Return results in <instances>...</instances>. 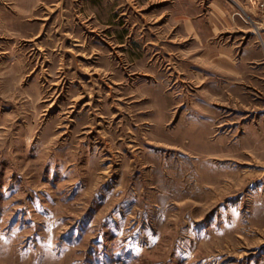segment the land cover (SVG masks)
<instances>
[{"label":"rangeland","instance_id":"rangeland-1","mask_svg":"<svg viewBox=\"0 0 264 264\" xmlns=\"http://www.w3.org/2000/svg\"><path fill=\"white\" fill-rule=\"evenodd\" d=\"M263 1L0 0V264H264Z\"/></svg>","mask_w":264,"mask_h":264},{"label":"crops","instance_id":"crops-1","mask_svg":"<svg viewBox=\"0 0 264 264\" xmlns=\"http://www.w3.org/2000/svg\"><path fill=\"white\" fill-rule=\"evenodd\" d=\"M170 1H176V0H170ZM188 1V0H187ZM233 1V3L235 5H237V9H239V11L249 20H251V22L255 25H257L260 21H261V15L259 14L256 6L251 5V1L255 4L256 2H260L261 0H231ZM221 13L223 14L224 18H227V16L229 17V13L227 12V10H223L221 11ZM237 20V19H236ZM259 20V22H258ZM239 23H236V27H237V32L241 33L243 36L245 34H249L252 35V33L250 32L249 28H240L238 26ZM261 25V22L259 23ZM244 26V25H242ZM253 27V26H252ZM246 62H254L253 59H250ZM262 63H264V61H262ZM250 64V63H249ZM236 73V72H235ZM247 78V77H244ZM239 80H243V77L239 76L238 74L235 75L233 82L235 84H237L239 82ZM248 83L250 84L249 89L250 90H254V92H256L257 94L264 96V74L261 75H254L251 74L248 77ZM243 84V83H242ZM263 98V97H261ZM264 106V105H263ZM264 110V107H263Z\"/></svg>","mask_w":264,"mask_h":264},{"label":"built area","instance_id":"built-area-1","mask_svg":"<svg viewBox=\"0 0 264 264\" xmlns=\"http://www.w3.org/2000/svg\"><path fill=\"white\" fill-rule=\"evenodd\" d=\"M259 7L263 15V30H264V1L260 3Z\"/></svg>","mask_w":264,"mask_h":264}]
</instances>
